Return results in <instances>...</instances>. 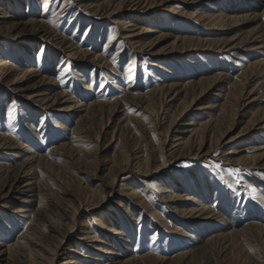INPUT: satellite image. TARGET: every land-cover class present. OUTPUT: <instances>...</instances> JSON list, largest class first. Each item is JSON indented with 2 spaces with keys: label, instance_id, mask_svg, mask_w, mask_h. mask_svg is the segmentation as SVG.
Listing matches in <instances>:
<instances>
[{
  "label": "rangeland",
  "instance_id": "rangeland-1",
  "mask_svg": "<svg viewBox=\"0 0 264 264\" xmlns=\"http://www.w3.org/2000/svg\"><path fill=\"white\" fill-rule=\"evenodd\" d=\"M102 1L103 0H88L87 3L89 2V4L97 5L101 4ZM27 2L29 5L28 8L23 6L17 7L16 16L21 19L33 18L36 14L41 12L42 5L39 0H27ZM259 2L260 4H264V0H248L246 2L239 0H201L197 4L189 5L171 1L164 7H156L154 11L149 12L148 14L152 12L155 13H152V17L155 18V21H147L142 26L149 31L157 30L170 35L166 41L164 40L160 44L158 43L159 45H156L157 50L168 48L174 37L202 38L211 42L219 39H233V41L237 43L241 40L240 38L244 35V32L254 31L256 26L261 22V19L259 20L254 17L253 10H251L256 7ZM174 7H176L179 12L184 11L194 15L205 14L213 16L239 7L245 12L247 11L245 15H250L251 18L250 21L245 22V24L235 25V27L231 29H224V31H222V29L219 28L204 27L201 23H195L190 19L184 18L185 16L180 17L178 13L172 14L170 10ZM121 14L123 16H120L126 19L125 17L128 14ZM50 18L51 13L46 15L45 21H49ZM84 18V21H88L91 17L87 15V18ZM76 19L77 17L71 22L70 15L65 17L61 31L72 40L73 44L80 47L81 50H88L91 54H102L106 68L96 67L87 62L82 63L73 58L68 59L65 57L68 55L66 50L62 51L56 49L52 41L40 39L38 35H35L29 29H26L19 35H16L17 33L10 34L8 38L0 34V56L4 58L6 62L19 66L20 64H18V61L15 59L17 55L22 52L24 47H27V49L32 48V50H35L33 53L34 55L31 57L32 68L35 67L40 77L57 79L58 74L66 72V76L59 78L60 82H62V89L76 100H85L87 102H93L95 100L111 102L123 96L129 88L135 93L142 94L147 90L156 89L160 83L167 84L178 81L184 84L188 81L198 79L199 77L213 76L221 72L227 75L226 79H245V76L242 74L246 69L252 67V65L258 61H264V49L256 50L254 49L256 43H251L249 46L241 45L232 51L223 52L221 54H216L215 51L217 50V46L206 52L198 51L190 54H184L178 50L171 53L167 50L166 53L159 57H150L144 54L141 57H137L131 66L130 60L133 54H135L131 47L127 48L125 46V49L121 53L122 55L116 58L117 49L121 48L124 44L120 39L121 32H119V36L116 37L113 46L107 50L105 49V45L109 44L114 39L116 32L112 20L105 17L104 19L95 21L94 29H89V25L84 22L83 25L76 29ZM70 23H72V25H70ZM154 35L156 34L146 33L141 36V40L143 42H148L154 38ZM49 46H52L51 50ZM40 54H42V57H37L41 59L38 67L36 56ZM50 57H56V59H51ZM58 58H61V61H59ZM67 67L69 68L67 69ZM133 69L137 71L136 77L134 76L135 81L130 77ZM40 77H37V80H39ZM257 79V77L251 79L249 84V89L250 87L256 86L257 90L253 92L252 95L247 96L244 94L243 96V101H245L246 106H249L248 108L244 107L241 111L244 117H241V114H239L235 117L231 116L228 118L231 123V129L226 137H228V139L234 138L233 140L235 141L217 147L216 139H214V135H212L213 132H208L204 149L206 152L211 147V152L207 155H203L205 153L203 152V154L199 156L188 154L185 157L172 159L173 155L171 152L173 151L169 149L177 144L174 142V139L178 136L188 138L195 132L196 137H198L195 138L198 140L201 138H199L201 134L199 131L201 124L213 120L214 117L219 114V105L224 102V95L227 93V90L233 91V89L230 88L231 83L229 80L221 84L218 83V87H213L203 94L201 99L199 98V100L178 119L176 125L172 127L173 130H171L167 140V127L173 118L175 110L181 108L183 105V94L175 97L170 101L169 105L163 106V110L158 117V124L151 121V118H146V115L140 116L142 117L141 119L150 120L149 128H151V133L148 136V140H150L153 145H161L166 148V156L162 157V161L167 167L156 174L161 180L150 177L146 180L147 185L138 181L142 179V176H139V178L134 181V179L130 177V174L126 173L120 175L121 177L118 183L133 187L141 196L147 197L151 205H154L159 220L156 218L153 219L150 213L145 212L140 207L133 211V219L130 218L127 211L124 209V207L127 206L132 210L129 203L126 202L129 197L123 195L122 189H119L117 193L113 194L109 193L107 190L101 196V199L105 200L104 203L95 211H88L84 216L81 214L79 217L81 225L76 226V232L74 231L76 234L84 235V233L82 234L79 232L80 229H83L81 232L94 229L99 242L92 239H89L87 242L75 239L74 244H71L70 248H68L74 251V261L82 262V264L99 263V261L93 258L90 259L88 256L94 257V255L98 254V252L94 250L96 248H93V245L103 246L102 242L108 241V237L106 232L100 230V228L95 225L92 217L99 216L100 219L106 222L107 218H109L108 215L111 214L109 216L115 217L114 219L118 221L119 231L123 233L127 238V242H129L128 251L124 247L125 240L120 239V237H115L114 242L116 246L113 247L115 252L119 254L116 256L117 258L121 257L123 259L124 256L129 257L128 254L133 252V256L137 258L146 255H154L169 259L179 253L186 252L192 248L194 242L190 238L174 232L179 229L187 232L189 237H196L197 242L201 241L203 245L208 247L201 254L191 259L193 264H242L246 252H238L237 248L239 247L236 248V245L241 243V241L236 237L229 239L221 236L228 231L226 227L229 225L237 230L243 229L247 225H252V230L244 236L246 238L245 242L253 253L255 252L257 255L258 264H264V232L259 233L257 228V226H264V178H262L264 177V169L249 170L244 166L225 165L222 161L225 154L232 150H237L240 157H253V155L255 156L256 154L253 150H256V147H262L264 145V130L250 131L245 123L251 118V115L260 105L264 103V89H261L260 85H257ZM33 84L34 81H27L23 84V87L28 88ZM40 85L41 86L29 89L28 91L15 93L6 85V82L0 80V134L11 136L27 151L30 150L25 153L24 151L20 152V154H18L19 156L15 158L9 156L7 150L0 149L1 166L8 164L15 167L20 165L31 167L34 165V162L28 161V159L32 156V153L47 155L49 150L61 146L64 142H68L71 130L75 127L74 125L78 117L73 116L72 111H66L64 113L62 111L64 107L62 102L48 109L45 108V105H43V107H38V105L30 103L28 96L44 88L43 84ZM234 94L236 95L237 93L235 92ZM256 95H259L261 100L252 103L253 105H248L250 100ZM209 103L216 105V107L213 109L198 110V107H205ZM160 107V102H157V104L151 108L152 114L154 115L159 112ZM119 114L122 120L126 122L127 117L136 116L141 114V112L140 108L137 109V107L134 108L128 105L126 109L120 108ZM58 123L62 125L60 124V126ZM38 126H42L43 129L41 131L44 132L40 137L36 136L38 135L36 131ZM62 126L68 128L67 133L62 129ZM178 130L181 133H176ZM111 137L112 134H109L105 136L101 142L102 151L100 152L99 162L96 165L97 168H101V171L98 172V177L88 178L87 174H78L77 176L80 182L92 189H95L96 186L103 185L105 183V178L112 176V173L108 170L114 169V165L117 162L116 160L120 157L119 154L123 152L120 147L123 141L122 137L116 134L115 139L110 141ZM76 144L77 146L87 147L82 143ZM176 149L177 147L172 150ZM67 153H69V151H67ZM143 154L144 152L141 151L139 155ZM53 161L56 166L54 164L52 169L54 174L49 173L48 191L46 193H49V195L51 194L49 196L51 201L60 202L63 208L71 212L72 207L77 209L79 204L77 200L66 195V192H72L74 190V187L71 186L70 183L68 184V181H70L68 179L70 174L67 173L68 170L63 166L62 156L56 155ZM170 162L172 164H170ZM80 167H86L85 163L83 162ZM161 173H163V175ZM0 175L4 176V172ZM173 177L177 182L172 180ZM156 183H162L165 186H171L173 188L175 185L180 184L189 198L201 201L202 205L211 208L221 215L228 225L218 224L216 221L203 226L200 223H196L197 225L195 224V226L187 225L185 221L177 217L165 204L158 201L156 193L146 191V188L155 189ZM26 188L27 184H21L19 187L20 193ZM8 191L9 190H6L3 196H0V245L5 246L14 243V237H18L21 234H26L34 238L35 241L40 242L41 240L37 237L35 231L30 228L31 221H33L31 210L34 208L18 202V200L14 199L17 197V195H13L14 191L9 194ZM181 203L192 206V200L182 201ZM16 207L18 210L25 209L26 212L13 213ZM83 207L89 206L84 205ZM74 225L75 224H71V227H74ZM221 227L225 229H221ZM6 228L8 230H6ZM258 234L261 235L258 236ZM257 239H260L262 242L257 241ZM211 245L213 246L210 247ZM232 249L233 252L231 253L230 250L232 251Z\"/></svg>",
  "mask_w": 264,
  "mask_h": 264
},
{
  "label": "bare ground",
  "instance_id": "bare-ground-1",
  "mask_svg": "<svg viewBox=\"0 0 264 264\" xmlns=\"http://www.w3.org/2000/svg\"><path fill=\"white\" fill-rule=\"evenodd\" d=\"M39 1L42 5L41 12L36 14L33 18L21 19L16 16V10L18 6L28 8L29 5L27 0H0V34L7 36L8 38L10 34L17 33L16 35H19L26 29H29L35 35H38L40 39L52 41V44H54L56 49L62 51L66 50L68 55L65 57L68 59H77L82 63L87 62L100 68H106L102 54H91L88 50H81L80 47L73 44L72 40L65 36L64 32L61 31L65 17L70 15L71 22L77 17L76 29L83 25L84 22L89 25V29H94L95 21L104 19L105 17L112 20L116 32L114 39L109 44L105 45V49L107 50L113 46L116 37H118L119 32H121L120 39L124 44L121 48L117 49L116 58L122 55L121 53L125 49V46L127 48L131 47L133 53H135L130 60L131 66L137 57H141L144 54L149 55L150 57H159L166 53L167 50H169V53L178 50L184 54H190L198 51L206 52L217 46L215 52L216 54H221L223 52L232 51L241 45L249 46L251 43H256V45H254V49L256 50L264 49V4H260V2L257 5L258 7L256 6L251 10H253L254 17L259 20L261 19V22L256 26L254 31L247 33L244 32V35L240 38L241 40L237 43H235L233 39H219L211 42L202 38L193 39L188 37H174L168 48L157 50L156 45H159L164 40L166 41L170 35L162 33V31H149L147 28H144L142 25L147 21H155V18L152 17L155 13H148L154 11L156 7H164L171 1H177L189 5L197 4L201 0H103L101 4L97 5L89 4V2L87 3L88 0ZM239 1L246 2L248 0ZM170 11L172 14H180V17L185 16L184 18L190 19L192 22L201 23L204 27H212L214 29L219 28L222 29V31H224V29H231L232 27H235V25L245 24V22H249L251 18L250 15H245L247 11L245 12L239 7L232 8L228 12H221L215 16L205 14L194 15L184 11L179 12L176 7L172 8ZM49 13H51V18L49 21H45L46 15ZM121 13L128 14L125 17L126 19L122 17L123 15ZM87 15L91 18L88 21H84V17L87 18ZM70 25H72V23H70ZM146 33H154L156 35H154V38L150 41L143 42L141 36ZM51 47L52 46H49L50 50ZM34 51L35 50H32V48L27 49V47H24L22 52L15 58L18 61V64H20L19 66L6 62L5 59L0 56V80L6 82V85L15 93L28 91L29 89L39 87L41 86L40 84H43L44 88H41V90L28 96L30 103H34L33 105L36 104L38 107H43V105H45V108L48 109L55 104L62 102V105H64L62 111L64 113L66 111H72V115L78 117V119L76 124L74 123L75 127L71 130L68 142H64L61 146L49 150L47 155L32 153V156L28 159V161L34 162V165L31 167H26L24 165L18 167L8 164H4L3 166L0 165V174L4 172V176L0 175V196H3V193L6 190H9L8 194L14 191L13 195H17L14 199L34 208L31 210L33 221H31L30 228L35 231L37 237L41 240L40 242L35 241L34 238L29 237L26 234H21L18 237L15 236L14 243L5 246L0 245V264H82V262L74 261V251L68 248H70L71 244H74L75 239L83 242L92 239L99 242L94 229L84 232H81L83 229H80L79 232L82 234L84 233V235L76 234L75 229L76 226L81 225L79 220L81 214L84 216L88 211H95L104 203L105 200H102L101 196L107 190L109 193L113 194L117 193L119 189H122L123 195L129 197L126 202L129 203L132 210L127 206H125L124 209L127 211L130 218L133 217V211L140 207L145 212L150 213L153 219L156 218L159 220L154 205H151V202L147 197L145 198V196H141V194L133 187L118 183L119 178L121 177L120 175L126 173L130 174V177L134 179V181L135 179H138L139 176H142V179H139L138 181L147 185L146 180L150 177L161 180L156 174L160 173L165 167H167L162 161V157L166 156V148L161 145H153L150 140H148V136L151 133V128H149L150 120L147 121L141 119L142 117L140 116L146 115V118H151V121L158 124V117L163 110V106L169 105L170 101L175 97L183 94V105L181 108L175 110L173 118L167 127V140L171 130H173L172 127L176 125L178 119L182 117V115L190 109L197 100H199V98L201 99L203 94L213 87H218V83L221 84L222 82L229 80L231 83L230 88L233 89V91L227 90V93L224 95V102L219 105V114L215 116L213 120L201 124V128H199V131L201 132L199 138H201L199 140L196 139L198 137H196L195 132L188 138L177 135L178 137L174 139V142L177 144L169 149L170 151H173L171 152L173 155L172 159L185 157L188 154L199 156L205 152L204 144L208 132H213L212 135H214V139H216L217 147L235 141L233 140L234 138L228 139V137H226L231 129V123L228 118L241 114L244 107H249L246 106L245 101H243V96L244 94L247 96L252 95V93L257 90L256 86L250 87L249 89L251 79L257 77V85H260V88L264 89V61H258L250 67L252 69L248 68L243 72L242 75L245 76V79H226L227 75L221 72L216 73L213 76L199 77L198 79L188 81L184 84L178 81H173L167 84L160 83L156 89L147 90L142 94L135 93L129 88L123 96L118 97L111 102L98 100L87 102L85 100H76L62 89V82H60L59 78L66 76V72L58 74L57 79L40 77L37 74L39 72L35 67L32 68L31 57L34 55ZM40 56L42 57V54L36 56L37 66L41 61V59L37 57ZM51 59H56V57H52ZM59 61H61V58ZM68 68L69 67H67V69ZM136 73V69H133L130 74L133 81H135L134 76L136 77ZM37 77H40V79L38 78L39 80H37ZM27 81H34V84L28 88H24L23 84ZM235 92L237 93L236 95L234 94ZM260 100L261 97L256 95L250 100L248 105H253L252 103ZM157 102H160L161 104L160 111L153 115L151 108L154 107ZM128 105L133 106L134 108L137 107V109L140 108L141 114L129 116L126 118L127 121L125 122L119 114V109H126ZM215 107L216 105L209 103L205 107H198V110L213 109ZM241 117H244V114H241ZM245 123L250 131L264 130V103L260 105V107L251 115V118ZM60 124L58 123V125ZM42 129V126L37 127L36 131L38 135L36 136L40 137V135L44 133L41 131ZM62 129L66 133L68 132V128L62 126ZM176 133L181 132L178 130ZM109 134H112L110 141L115 139L116 134H119L122 137L123 141L120 147L123 152L119 154L120 157L116 160L117 162L114 165V169L108 170L112 173V176L105 178V183L103 185L96 186L95 189H92L86 184L80 182L77 176L78 174H87L88 178L98 177V172L101 171V168H97L96 165L99 162L100 152L102 151L101 142L105 136ZM76 143L85 144L87 147L77 146ZM175 147H177V149L172 150ZM0 149L7 150L9 156L15 158H17L19 156L18 154L22 151H24V153L30 151H27L11 136L1 134ZM255 149L256 150H253V152L256 154L255 156L253 155V157H240L237 150L229 151L225 154L222 161L225 165L244 166L249 170H263L264 145L262 147H256ZM140 150L144 152L143 155H139L141 153ZM67 151H69V153H67ZM210 152L211 147L203 155H207ZM56 155L62 156L63 166L68 170L67 173L70 174L68 178L70 181H68V184L70 183V185L74 187V190L72 192H66V195L77 200L79 204L77 209L72 207L71 212H68L66 208H63L60 202L51 201V198L49 199L51 194L49 195V193H46L48 191V176H50L49 173H53L52 169L55 164L53 159ZM83 162L86 165L84 168L80 167ZM170 164L172 163L170 162ZM161 174L163 175V173ZM195 179L197 180L196 177ZM172 180L177 182L174 177ZM23 183L27 184V188L20 193L19 187ZM155 185V189L146 188V191L156 193L158 201L165 204L176 214L177 217L185 221L187 225L195 226L196 223H200L203 226L215 221L218 224L228 225L226 220L214 210L205 207L199 200L189 198L180 184L175 185L174 188L171 186H165L162 183H156ZM189 200H192V206L181 203L182 201ZM84 205L89 207H83ZM15 212L24 213L26 210H18L16 207L14 208L13 213ZM113 214L116 215L115 213ZM109 215L106 222L100 219L99 216L92 217L95 225L98 226L100 230L106 232L108 237V241L102 242L103 246L93 245V248H96L94 250H96L98 254L94 255V257L88 256V258H93L99 261V263L95 264H191V259L194 256L201 254L208 248L206 245H203L201 241L197 242L196 237H189L187 232L177 229L174 231L175 233L186 236L194 242L190 250L179 253L169 259L154 255H146L137 258L133 256V252L128 254L129 257L124 256L123 259L121 257L117 258L116 256L119 254L115 252L113 247L116 246L114 242L115 237H120V239L125 240L124 247L128 251L129 242H127V238L123 233L119 231L118 221L114 219L115 217L113 218ZM71 224H75L74 227H71ZM251 227L252 225H247L243 229L237 230L229 225L226 227L228 231L222 236L220 235L221 237L229 239L236 237L241 241V243L236 245V248L239 247L237 248L238 252H246L242 264H258L257 255L255 252L253 253L247 245L245 242L246 238L244 237L252 230ZM257 228L259 233L264 232V226H257ZM221 229L225 228L221 227ZM6 230L8 229L6 228ZM260 235L258 234V236ZM257 241L262 242L260 239H257ZM212 246L213 245L210 247ZM230 252L232 253L233 249L232 251L230 250Z\"/></svg>",
  "mask_w": 264,
  "mask_h": 264
},
{
  "label": "snow or ice",
  "instance_id": "snow-or-ice-1",
  "mask_svg": "<svg viewBox=\"0 0 264 264\" xmlns=\"http://www.w3.org/2000/svg\"><path fill=\"white\" fill-rule=\"evenodd\" d=\"M262 178H264V177H262Z\"/></svg>",
  "mask_w": 264,
  "mask_h": 264
}]
</instances>
